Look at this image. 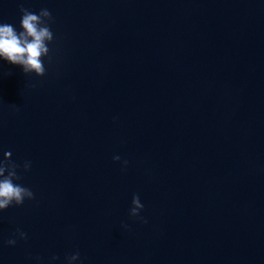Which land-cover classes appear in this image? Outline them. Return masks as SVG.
<instances>
[{"label":"water","instance_id":"water-1","mask_svg":"<svg viewBox=\"0 0 264 264\" xmlns=\"http://www.w3.org/2000/svg\"><path fill=\"white\" fill-rule=\"evenodd\" d=\"M21 7L54 40L42 77L0 60V160L34 193L0 264H264V0H0V23Z\"/></svg>","mask_w":264,"mask_h":264},{"label":"clouds","instance_id":"clouds-1","mask_svg":"<svg viewBox=\"0 0 264 264\" xmlns=\"http://www.w3.org/2000/svg\"><path fill=\"white\" fill-rule=\"evenodd\" d=\"M20 13L19 31L12 24L0 23V60L20 66L25 75L34 74L36 77H42L46 71L44 59L49 57V44L54 40V34L50 27L53 22L51 12L46 8L39 12H33L21 7ZM119 160V156L113 157L114 162ZM123 164L126 166L127 161H124ZM30 168L31 162L26 161L22 171L26 173ZM18 169H20V165L11 160V152H5L3 159L0 160V212L13 205L19 207L25 200L34 199L32 190L17 182L21 179ZM143 207L139 195L134 194L129 217L138 219L142 224L147 223L143 217L139 216ZM14 235L20 240L26 239L27 236L20 229H17ZM6 243L8 246H13L16 239H9ZM78 258V252L66 257L67 264H74ZM56 259L57 257H52V260Z\"/></svg>","mask_w":264,"mask_h":264}]
</instances>
